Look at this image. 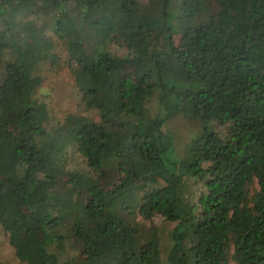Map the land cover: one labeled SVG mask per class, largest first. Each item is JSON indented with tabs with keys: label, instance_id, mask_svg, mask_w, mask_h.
Instances as JSON below:
<instances>
[{
	"label": "trees",
	"instance_id": "trees-1",
	"mask_svg": "<svg viewBox=\"0 0 264 264\" xmlns=\"http://www.w3.org/2000/svg\"><path fill=\"white\" fill-rule=\"evenodd\" d=\"M62 62L97 121L37 98ZM0 225L25 264H264V0H0Z\"/></svg>",
	"mask_w": 264,
	"mask_h": 264
},
{
	"label": "rangeland",
	"instance_id": "rangeland-1",
	"mask_svg": "<svg viewBox=\"0 0 264 264\" xmlns=\"http://www.w3.org/2000/svg\"><path fill=\"white\" fill-rule=\"evenodd\" d=\"M176 25L177 32L175 38L176 42H179L187 26V22L179 21ZM109 49L115 54L124 55V51L121 49V44L119 43L113 42L109 46ZM59 53L62 54L66 60V51L60 49ZM43 78L44 82L37 93V98L48 105L53 117L60 119L68 114H79L96 121L99 119L97 112L88 110L82 103L71 68L67 63L62 62L59 67H51L50 65L45 66L43 68ZM166 128L168 132L173 135L179 151L185 150L197 130L196 124L184 116H178L177 118L169 120ZM71 163L74 165H79L81 163L82 167H85L83 161L77 156L73 157ZM110 178L111 177L107 178V183L110 182ZM107 183L105 184L107 185ZM135 223L146 235L151 228L155 227L159 229L162 235L163 257H166V251L169 246L168 233L171 227L160 217H156L151 221H146L136 216ZM0 264H25L16 258L14 250L9 243L7 235L1 228V225Z\"/></svg>",
	"mask_w": 264,
	"mask_h": 264
}]
</instances>
